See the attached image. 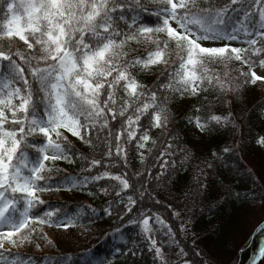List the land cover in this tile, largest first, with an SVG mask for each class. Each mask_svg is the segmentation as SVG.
I'll list each match as a JSON object with an SVG mask.
<instances>
[{
	"label": "snow or ice",
	"instance_id": "obj_1",
	"mask_svg": "<svg viewBox=\"0 0 264 264\" xmlns=\"http://www.w3.org/2000/svg\"><path fill=\"white\" fill-rule=\"evenodd\" d=\"M0 14V261L5 253L18 256L11 249L30 243L38 231L47 239L42 231L45 225L67 229L82 219H91L79 211L71 215L58 208L39 211L45 201L38 193L53 187L57 191L65 186L69 191L83 189L107 180L116 183L98 188L106 197L103 215L113 217L115 207V217L121 223L127 216L128 223L140 227L150 241L149 251L154 257L168 264L163 248L150 235L152 216L132 218L130 214L145 197L160 203L152 184L163 180L166 186V169L174 167L175 161L164 160L156 173L150 169L137 172L140 190L135 199L127 195L130 189L136 191L127 171L116 175L109 171L90 173L114 166L105 164L104 159H120L126 169L129 144L134 145L143 163L145 151H152L148 144L156 143L149 131L166 127L168 105L175 93L183 97L215 92L222 114L210 109L203 119L196 116L188 123L201 134L221 129L235 133L238 126L230 110L232 101L226 97L238 95L242 84L264 81V76L252 70L253 66L264 69V58L258 64L252 59L264 54V47L257 46L264 42V0H0ZM20 42L24 50L18 47ZM233 42L248 47H235ZM142 45L153 47L136 55ZM173 57L176 59L169 66ZM233 60L249 66V72L240 71L242 80L234 82L227 72L221 76L210 71L212 65L227 68ZM156 66L164 67L161 76L151 87L142 84L137 71L147 72ZM260 116L264 117V106ZM117 125L119 129L114 131ZM61 129L90 148L99 147L102 159H90L71 144L60 143L67 140ZM257 143L264 146V136ZM171 150L172 143L166 142L160 157ZM182 152L185 159L191 155L187 148ZM234 153L235 149L227 145L213 152L214 162L204 161V168L193 177L194 187L183 193L184 201L191 199L195 206L198 198L203 204L210 188L204 181L213 173L219 176L218 168H229ZM74 157L86 165L82 171L89 175L82 179L65 176L57 182L45 174L51 171L46 162L75 163ZM224 188V195L208 205L209 211L221 206L228 195L241 196L232 193L228 185ZM244 195L255 200L256 191L253 188ZM260 201L264 205V190ZM77 207H88L91 214L97 212L90 206ZM173 215L180 213L173 211ZM155 222L164 225L159 216ZM120 232L118 226L104 238ZM165 235L176 233L169 226ZM92 252L89 248L79 254L61 253L45 259L54 264H111L109 258H97ZM179 253L185 257L181 264H189L183 248ZM128 254L135 256L136 251L129 249ZM260 255L264 256V248Z\"/></svg>",
	"mask_w": 264,
	"mask_h": 264
},
{
	"label": "trees",
	"instance_id": "obj_2",
	"mask_svg": "<svg viewBox=\"0 0 264 264\" xmlns=\"http://www.w3.org/2000/svg\"><path fill=\"white\" fill-rule=\"evenodd\" d=\"M149 7L154 8L155 5H149ZM151 19L149 18L150 23ZM2 23V14H0V24ZM257 46L264 47V42H259ZM18 47L24 50L22 42ZM152 47V45H142L135 54L145 53ZM235 47L248 46L240 44ZM261 58H264V54L252 57L257 64ZM175 59L176 57H173L169 61V66ZM259 68L253 66L252 70ZM241 70L249 72V66L234 60L228 63L227 68L220 65L210 66V71L217 72L221 76L227 72L228 79L234 82L243 79L240 77ZM163 71V66H156L147 72L137 71V76L142 84L151 87ZM164 83L167 81L165 80ZM174 97L168 105L170 119L166 127L151 128L149 131V135L156 143L148 144L147 147L152 151L150 153L145 151L143 163L139 152L134 150V145L129 144L126 145L128 153L126 169L120 159H104L105 164L114 166L93 169L90 174L95 175L97 171H109L116 175L127 171L129 183H135L136 189V191L128 190L127 195L135 199L138 198L136 192L140 190L136 173H145L146 169L156 173L160 171L159 165L164 160L170 162L174 160V167L166 169L167 185L165 186L163 180L152 184L155 190L153 195L160 203L145 197L130 214L132 218L142 214L152 216L150 235L152 239L157 240V245L163 248L164 258L168 264H181V261L185 259L179 253V248H183L188 254L186 259L189 264H264V256L260 255V249L264 248V205L260 201V194L264 190V146L257 143V140L264 136V117L260 116L264 106V81H258L256 84H242L238 95L233 97L229 94L226 97L232 101L230 110L238 126L235 133L221 129L218 132L201 134L194 125L188 123L189 119H194L196 116L203 119L210 109L216 114H222L216 104L215 92H202L199 96L185 95L183 97L175 93ZM196 108H199L198 112L195 111ZM144 123L147 124V121ZM118 129L119 125L113 130ZM61 131L67 140H61L60 143L71 144L77 153H82L90 159H102L99 147L90 148L67 130L61 129ZM93 142L95 143V139ZM166 142L172 143L171 153L160 157L159 154L165 151ZM225 145L235 149V153L229 158L230 167L218 168L219 176L213 173L208 180L204 181L210 184L204 203L200 204L198 198L195 206L191 199L184 201L183 193L194 187L193 177L198 175L199 169L204 168V161L207 159L209 162H214L211 154L219 152ZM185 148L191 153L188 159H185L182 152ZM74 159H76L75 163L64 160L46 162V166L51 171L45 174L57 182L65 176L82 179L83 176L89 175L88 172L82 171L86 165L79 158L74 157ZM146 179L151 180V177ZM254 180L257 183L254 184ZM109 183L116 182L105 180L95 186L89 184L87 188L71 191L67 190V186L58 191L53 187L51 191L38 193L45 201L44 205L39 206V211L58 208L70 215L79 211L82 214L87 213L91 219H82L75 226L67 229L45 225L42 231L47 234V239L43 238L39 231L32 235L33 238L44 239L42 247L12 248L11 252L19 255L5 253L0 264H4L5 261L7 264H12L13 261H17L18 264H54L45 257L59 256L61 253L79 254L82 250L89 248L93 249L92 255L97 258L107 257L111 264H161L160 260L154 257L153 252L149 251L150 241L145 239L140 227L128 223L127 216L124 223H121L115 217V207L113 217L103 215L102 209L107 206L106 197L98 192V188L101 185L107 186ZM224 185L230 186L232 193H241V196L237 198L234 195H228L221 206H214L209 211L208 205L214 204L220 196L224 195ZM253 188L256 191L255 200L251 197L245 198L244 194ZM78 205L90 206L97 212L91 214L88 207L78 208ZM173 211L179 212L180 215L178 217L173 215ZM156 216L164 221V225L155 222ZM118 226L121 228L120 233L104 238L106 233H111ZM169 226L172 232L176 233L175 236L165 235ZM182 226H185L186 230L182 229ZM49 240L51 244L48 243ZM129 249L135 250L136 255L128 254ZM254 256L258 260L250 263Z\"/></svg>",
	"mask_w": 264,
	"mask_h": 264
},
{
	"label": "rangeland",
	"instance_id": "obj_3",
	"mask_svg": "<svg viewBox=\"0 0 264 264\" xmlns=\"http://www.w3.org/2000/svg\"><path fill=\"white\" fill-rule=\"evenodd\" d=\"M240 44L241 43H239V42H233V46H238ZM208 46H214V45H208ZM215 46H218V45H215ZM254 71H256L258 75L264 76V70L263 69L259 68V69H255ZM43 243H44V239L31 237V242L30 243L26 242L23 246L28 247V248H36L37 249L38 248L37 245H39V248H40L43 246ZM254 257L250 260V263H254L255 261L258 260L257 257H255V258Z\"/></svg>",
	"mask_w": 264,
	"mask_h": 264
}]
</instances>
